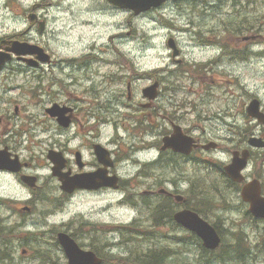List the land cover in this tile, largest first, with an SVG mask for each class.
<instances>
[{
	"label": "rangeland",
	"instance_id": "obj_1",
	"mask_svg": "<svg viewBox=\"0 0 264 264\" xmlns=\"http://www.w3.org/2000/svg\"><path fill=\"white\" fill-rule=\"evenodd\" d=\"M41 1L48 0H0V38L12 36L37 43L52 49L59 58L67 59L81 56L89 46L96 44L100 55L118 61V64H106L102 61L95 64L92 77L98 79L99 92H109L113 82L116 87L112 90L126 91V83L132 81L135 92L141 96V90L150 85L151 80L134 77L133 81L131 77H140L144 72L152 73L165 66L163 79L169 90L172 88V91H177L174 94L178 97L210 102L202 105L211 106L215 113L226 109L235 113L242 110L247 93L238 86L241 82L264 100V57L257 58L249 67H226L225 72L218 69L212 72L214 82L211 94L206 90L199 92L202 83L193 81L199 78L201 82H205L207 74L204 71H184L178 66L174 67L171 57H168L171 51L168 39L171 35L178 40L186 59L205 62L216 54V50H212V46H202L200 36H214V41L223 42L222 39L239 32L240 27L255 30L260 26L264 32V0H179L164 9L163 18L156 14L136 16L129 10L110 7L108 0H53L46 13L48 21L45 31L40 32L38 26L29 28L28 15L31 16L34 10H38L35 4ZM259 48H264V45ZM127 58L133 61L138 72L134 69L131 74L126 67ZM89 73L92 75L93 72ZM51 74L63 77L67 73L58 69L51 72L47 68L35 71L16 59L0 71V116L1 113L13 116L7 115L0 123V132L3 128L12 126V132L6 133L4 138L12 136L10 141L17 138L13 148L19 150L24 160L35 166L32 175H39V197L29 202L31 189L14 174L0 172V222L6 225L9 240L16 245L14 248L12 246L8 264H66L67 256L60 243L56 244L57 232L64 229L76 233L85 247H90V242H96L101 245L102 250L107 251L110 247L103 248L102 242H109L114 246L112 254L122 257H132L148 248L165 245L170 251L177 248L175 252L182 253H177L178 256L175 257L198 264L203 252H200L196 243L190 242L183 248L182 243L174 237L189 234L173 222H162L160 225L148 222L150 227L147 229L155 230L159 242H155L154 246L144 240L141 233H137L144 230L141 228L143 215L130 205L118 201L119 194L79 195L67 200L59 193L58 183L51 177L52 164L47 159L52 141L60 139L59 135H55V128L45 111L50 106L48 75ZM211 74L208 73V76ZM111 76L115 80L111 81ZM88 84L85 82L86 86L90 85ZM217 123L221 126L223 124L219 121ZM208 126L211 127L210 122ZM114 134L115 131L110 127L105 128L103 142L115 137ZM140 156L143 158V154ZM206 173V168L201 166L187 169V176L196 183L192 188L194 197L190 203L200 205L210 216L205 215L206 219L221 225L229 248L231 240L238 235H246L250 263L264 264V221H255L246 214L248 206L241 203L237 189L230 190L224 197L215 187L212 188L215 185L219 190H224L221 183L212 181L210 185V180H206ZM167 176L177 177L173 172H168ZM181 185L185 189L187 182L182 180ZM25 205L32 210L21 211L20 208ZM135 220L139 222L132 225L134 227H128L131 224L129 222ZM128 231L135 235L127 234ZM33 238L37 240L33 241ZM38 249H42L44 255H39L36 251ZM221 251L218 250L217 253ZM214 260L219 261L216 258Z\"/></svg>",
	"mask_w": 264,
	"mask_h": 264
},
{
	"label": "flooded vegetation",
	"instance_id": "obj_2",
	"mask_svg": "<svg viewBox=\"0 0 264 264\" xmlns=\"http://www.w3.org/2000/svg\"><path fill=\"white\" fill-rule=\"evenodd\" d=\"M178 1L166 0L159 7L152 8L144 14H156L159 18H163L164 9ZM53 2V0H48L35 4L38 10L35 11V7L33 8L34 17L31 19L28 15L30 29L38 26L40 31L42 22L44 29L40 32L45 31L48 21L46 13L49 12L48 7ZM108 4L112 8H117L109 2ZM248 28L251 27H240L239 32L230 34L222 39L223 42L214 41V36L211 38L200 36L202 46H212V50H216V54L205 62L186 59L180 48L178 56H174V50L171 49L168 57H171L170 61L173 62L174 67L178 66L184 71L193 69L198 72L204 71L207 74L205 82H201L195 76L193 81L197 80L198 83H202V89L199 92L206 90L211 94L214 82L212 72L218 70L225 72L229 67L232 69L237 66L249 67L257 58L264 57V48H259L260 45H264L262 28L260 26H257L255 30ZM171 37L175 39L174 42L179 47L178 40L173 35L169 38ZM16 39L12 36L0 38V50L11 47L12 41ZM97 47L96 44L91 45L81 56L68 59L59 58L52 49L44 47L47 52L46 63L40 61L30 66L21 56L14 55L3 67L10 65L16 59L35 71L47 68L51 72L58 69L67 73L63 77L48 75V103L51 108L57 105L58 109H62L64 117L68 120L67 124L62 125L58 121V116L46 112L48 120L52 121L55 128L53 130L55 135L60 136L58 141H52L49 151L57 150L62 153L65 159L63 172L68 173L69 177L79 175L85 183H94L93 186L102 181L113 183L97 188L62 190L58 177L51 174L52 179L58 183L59 193L64 199L69 200L79 195L119 194L118 201L130 205L143 215L144 222L141 228L146 230L150 227L148 223L150 221L157 225L154 216L174 219L176 212L192 209L191 198L194 197L192 188L196 183L187 176L186 171L196 166L206 168V180H210V185L212 181L216 184H223V191L215 185L211 187H215L224 197L234 189L229 187L230 183L237 184L240 190L245 182L257 178L260 179L264 192V145L251 143L252 140L264 142V100L258 93L254 94L250 91V87L241 82L238 86L240 85L247 93L242 110L235 113L226 109L215 113L211 106L202 105V103L210 102H197V98L178 97L174 94L177 91H172V88L169 90L163 79L165 66L159 67L152 73L144 72L140 74V77L134 75L131 77L133 81H135L134 77L137 79L146 77L149 81L151 80L150 85L145 88L155 86L150 92L152 96L149 93L145 94V88L141 90L142 95L140 96L135 92L132 81L126 83V91L112 90L116 87L113 82L110 84L109 92L105 93L106 91L102 90L99 92L98 79L92 77L95 64L101 61L106 64H118V61L100 55ZM33 57L37 58V55ZM126 67L133 74L135 67L130 58L126 59ZM91 71L92 75L89 73ZM208 73L211 76H208ZM110 80L113 81L115 78L111 76ZM85 82L93 86L90 87L89 84L86 86ZM232 83L235 84V82ZM254 101L258 102L257 111L263 119L250 114L249 107ZM7 115L13 117L9 113H1L0 123L6 119ZM241 120L244 122L241 123ZM218 121L223 123L222 126L217 123ZM208 122L211 123V127L208 126ZM108 127L114 130L116 135L114 134L115 137L103 142V131ZM12 130L11 126L8 129L3 128L0 132V138L3 136L0 139V149L8 148L12 157L18 155L24 166L19 173L6 170H0V172L12 173L20 179L22 174H33L32 169L35 166L24 160L19 150L13 148V143L17 142V138L11 141L12 136L4 138V135ZM175 132L181 138L179 146L186 151L165 147V138L172 136ZM97 145L103 146L108 151L102 158L96 152ZM244 154L247 155V164L243 169L245 178L238 183L227 174L225 167L235 158L241 159ZM226 155L228 157L223 158ZM168 172H173L177 177L170 178L167 176ZM36 176L39 181V175L36 174ZM179 179H181L180 182H178ZM182 180L187 182L185 189L181 185ZM37 189V185L31 188L29 202L39 197ZM132 222H129L131 224L117 223L134 227L135 225L132 226L134 222ZM168 222L172 223L170 219ZM176 226L181 228L179 225Z\"/></svg>",
	"mask_w": 264,
	"mask_h": 264
},
{
	"label": "water",
	"instance_id": "obj_3",
	"mask_svg": "<svg viewBox=\"0 0 264 264\" xmlns=\"http://www.w3.org/2000/svg\"><path fill=\"white\" fill-rule=\"evenodd\" d=\"M114 5L132 10L135 15H139L145 11L150 10L152 7L160 6L165 0H108ZM31 19L34 15L30 16ZM40 29H44V25L41 22ZM169 46L174 50V56L178 55V48L173 38L168 41ZM7 50L13 51L19 55H34L37 53L38 58L42 61L47 60V55L42 47L37 44H32L27 41H12V46L7 47ZM11 54L5 51H0V68L5 62L10 59ZM28 63L36 64L34 59H27ZM155 87V86H154ZM153 86L145 88V94L150 95V92L154 89ZM152 96V95H150ZM259 104L254 101L249 107L250 114L263 119L258 113ZM47 112L52 115L58 116V121L62 125L68 123V120L64 117V111L58 109L57 105L53 108H47ZM179 135L175 132L172 136L165 138V147H172L174 150H183L179 146ZM259 140V139H258ZM252 144L264 145L262 141H251ZM97 154L102 158L104 153L107 154V149L103 146L97 145ZM48 158L52 161V174L57 176L61 181V189L72 191L76 188H92L99 187L101 185H109L113 182L102 181L100 184L94 185V183L87 184L83 179L76 175L75 177H69L68 173L63 172L65 165V159L61 152L50 150L48 152ZM104 161V160H103ZM247 164V155L244 154L241 159L235 158L233 162L225 167L227 174L236 182H242L244 175L243 169ZM23 167V163L20 161L18 155L12 157V153L7 149H0V170H9L11 172H19ZM21 179L30 187H34L37 183V177L35 175L23 174ZM240 195L242 199L249 204V211L257 218L264 219V195H262L261 182L259 179L247 181L243 184ZM22 210H30V207L25 206ZM174 219L177 223L185 227L186 229L196 233L202 240L203 246L207 249H216L221 242V236L216 228L206 219H204L199 213L191 209H183L178 211L174 215ZM58 241L64 249L67 256L66 264H101L102 258L99 257L93 250L85 249L81 247L73 236L69 233L60 231L57 234Z\"/></svg>",
	"mask_w": 264,
	"mask_h": 264
},
{
	"label": "trees",
	"instance_id": "obj_4",
	"mask_svg": "<svg viewBox=\"0 0 264 264\" xmlns=\"http://www.w3.org/2000/svg\"><path fill=\"white\" fill-rule=\"evenodd\" d=\"M237 186L238 185L235 183L233 184L230 183L229 185V187L238 190ZM241 203L244 204L242 201ZM191 208L199 212L200 214L204 215V217L205 215L209 216V214H207V210L204 212L202 207L198 204L193 205ZM246 214H248V216L255 221H264V219L253 217L248 210H246ZM154 219L157 225H160L162 222L169 223L168 219H170L174 223L173 219L169 217L160 218L158 216H154ZM138 222L139 220H135L133 225H136ZM174 224L176 225V223ZM212 224L215 226V228L219 231L220 235L222 236L221 245L216 250L212 251L205 248L202 245L201 239L194 233L187 232L189 234L188 236H182L179 238L175 236L174 238L178 239V242L182 243L183 248L190 242L196 243V245L200 248V252H203V254L206 255V256L202 255L201 257H199L198 264H212L213 262H218L219 264H251L249 260L250 248H248L246 244L248 242L247 241L248 237H246V235L245 236L238 235L237 237H235L234 240H231V242H229L231 246L229 248L226 245V243L228 242H227V238L225 237V231L223 230L221 225H219L218 223H212ZM51 231L56 232V230H51ZM240 231H241L240 233H242L241 229ZM124 233L126 232L124 231ZM137 233H141L140 235L143 236V239L149 241L154 246H155V242H159V238L157 234L152 229H146V231H139ZM127 234L135 235L134 233H132V231H128ZM33 235L36 236V234ZM73 235L76 236V233H73ZM36 240L37 238H33V241ZM56 244H58L57 240H56ZM12 246L14 248L16 245L11 242V239L9 240L8 231L6 230V225H3L0 222V262L2 264H8L10 262L8 259L11 257V250H13ZM89 246L90 249H93L99 256L103 258L102 264H191V262L186 261L184 258L175 257L178 256L177 253L182 254L179 251L175 252L177 248L176 249L173 248L170 251L169 249H167L165 245L159 247L156 246L155 248H148L147 250H144L141 253L138 252L137 254H134L132 257L131 256L122 257L119 255L112 254L111 251L114 246H112V244L109 242H106L105 244H103L102 242L103 248L106 246L110 247V249L107 251L104 249L102 250L101 245L96 242H90ZM218 250H222L221 253H217ZM36 251L39 253V255H44L42 249H38ZM215 258L219 261H215L214 260ZM255 258L256 256L253 258V260H255Z\"/></svg>",
	"mask_w": 264,
	"mask_h": 264
},
{
	"label": "bare ground",
	"instance_id": "obj_5",
	"mask_svg": "<svg viewBox=\"0 0 264 264\" xmlns=\"http://www.w3.org/2000/svg\"><path fill=\"white\" fill-rule=\"evenodd\" d=\"M220 64H222V63H220ZM223 65V64H222ZM8 216V215H7ZM2 218H4V217H2ZM224 234V233H223Z\"/></svg>",
	"mask_w": 264,
	"mask_h": 264
}]
</instances>
